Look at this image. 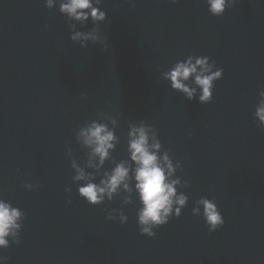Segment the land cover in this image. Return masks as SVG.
Returning a JSON list of instances; mask_svg holds the SVG:
<instances>
[{
	"label": "water",
	"instance_id": "obj_1",
	"mask_svg": "<svg viewBox=\"0 0 264 264\" xmlns=\"http://www.w3.org/2000/svg\"><path fill=\"white\" fill-rule=\"evenodd\" d=\"M61 2L0 0V199L25 213L19 243L9 237L0 249L5 264H264V126L254 116L264 0H236L220 16L206 0H92L106 13L100 22L61 13ZM77 31L98 39L74 41ZM189 55L223 69L207 103L163 75ZM185 83L194 86L192 77ZM92 122L115 137L98 167L79 136ZM141 125L187 197L151 237L140 232L128 151V132ZM124 161L127 189L96 204L80 196V186ZM77 168L87 180L74 179ZM202 197L224 219L211 232L192 214L203 211Z\"/></svg>",
	"mask_w": 264,
	"mask_h": 264
},
{
	"label": "clouds",
	"instance_id": "obj_2",
	"mask_svg": "<svg viewBox=\"0 0 264 264\" xmlns=\"http://www.w3.org/2000/svg\"><path fill=\"white\" fill-rule=\"evenodd\" d=\"M173 3L176 0H172ZM236 0H206L207 10L213 16H220L226 8H230ZM54 0H46V5L52 7ZM99 4L100 0H96ZM59 11L67 14L77 21L84 22L91 17L93 22L104 21L105 11L93 5L92 0H62ZM72 40H97L93 32H74ZM208 56L189 55L186 60L177 61L163 75L170 82V87L183 93L188 100H192L194 94L199 90L198 100L200 103H207L212 100L213 82L222 76L223 69L217 67L214 62H209ZM213 68L215 70L213 71ZM192 77L193 85L189 86L185 81ZM82 95H86L83 93ZM259 102L255 107L254 116L264 126V90L259 91ZM151 129L141 125L132 126L128 132L130 140L128 151L130 160L134 162L133 176L135 189L138 193L142 207L138 212V223L142 227L140 232L149 237L155 235L153 228L165 224L174 214L180 215V207L174 209V205L181 207L186 205L187 197L183 194L177 195L175 185L178 180L171 179L174 166L167 154L162 157L157 155L161 144L153 132L149 137ZM79 136L83 143L90 146L92 156L98 158V164H103L109 156V150L113 148L114 134L104 123L92 122L88 127L81 129ZM151 139V143L149 140ZM76 180H87L90 174L77 168ZM129 167L126 161L116 164L111 172H106L99 184L88 183L80 186L78 192L89 203L96 204L107 195L118 191L122 185L125 189L129 187ZM31 189L33 186L27 184ZM198 204L203 206V211L193 208L192 214L202 216L209 232L216 230L224 224V219L214 200L200 198ZM25 219V213L19 207L5 199H0V249L9 247V237L14 238L13 243H19L18 237L22 229L20 221ZM125 218L121 217L123 221ZM7 257L0 255V264H5Z\"/></svg>",
	"mask_w": 264,
	"mask_h": 264
}]
</instances>
